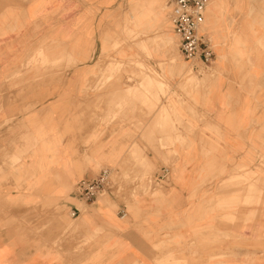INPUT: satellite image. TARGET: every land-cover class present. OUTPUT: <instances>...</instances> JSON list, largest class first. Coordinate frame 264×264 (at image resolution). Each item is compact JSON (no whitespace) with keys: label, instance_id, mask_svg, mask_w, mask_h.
<instances>
[{"label":"crops","instance_id":"crops-1","mask_svg":"<svg viewBox=\"0 0 264 264\" xmlns=\"http://www.w3.org/2000/svg\"><path fill=\"white\" fill-rule=\"evenodd\" d=\"M89 1L0 0V264H264V180L250 192L229 181L264 158V29L210 0L198 34L213 32L217 45L210 41L211 70L188 96L178 86L190 62L171 64L166 50L156 56L181 100L174 109L193 120L163 127L173 141L166 166L149 148L153 121L139 105L109 126L96 123L101 109L81 117L98 76L100 18L116 3ZM60 59L77 64L25 65ZM98 166L119 177L154 171L151 188L128 204L111 196L81 203L76 187ZM55 204L63 213H52Z\"/></svg>","mask_w":264,"mask_h":264},{"label":"rangeland","instance_id":"rangeland-1","mask_svg":"<svg viewBox=\"0 0 264 264\" xmlns=\"http://www.w3.org/2000/svg\"><path fill=\"white\" fill-rule=\"evenodd\" d=\"M93 2L94 0L87 2V4H92ZM209 5L210 0H207L205 11H207ZM114 6L115 8L112 12L104 11L100 18L101 25L98 29L99 45L97 58L94 63V68L98 76L92 78L93 83L89 88L91 91L90 94H83V101H86L89 106L87 113L82 114L81 117H85L86 119L94 118L95 111L101 109L105 111L103 112V118L102 120H97L96 123L109 126L113 120H123L126 118L127 111L130 114L135 112L136 106L139 105L140 110L143 109L145 113L144 116L150 117L151 121H153L152 131L155 135L149 143V148L158 159L162 160L164 165L168 166L170 163L169 157L172 154L170 147L173 141L163 138V127L168 123L173 126L174 122L180 126L183 121H187L188 124H193V120L187 119V116L183 112L179 113L180 111L176 112L174 109L177 105L180 106L181 100L179 99L177 104L174 101V94L170 93L171 88L166 81L167 79L164 77L165 63L154 61L157 58L156 56L165 53L164 50L170 54L171 64L176 60L182 61L177 51L176 40L168 20L169 10L167 8V0H116ZM220 8L224 14H228L233 18L237 16L239 21L243 19L255 23L259 22L261 28L264 29V0H223ZM156 9L161 11L163 20L157 25L150 27L151 17ZM129 15H132L139 25L143 24L141 26L143 27L144 34H142L141 41L138 38H134L135 36L137 37L136 33H134L135 36H132L133 32H129L126 29L132 23ZM207 25L208 19H206L203 27L206 29ZM232 28L233 25L231 23L228 31H231L233 36H236ZM203 33L215 47L217 45L215 34L209 31ZM231 33H229V39L226 45H229L231 40L234 39V37H231ZM259 45L264 46V44L262 45L260 43ZM99 48H101L100 53H98ZM54 52L60 54L62 47L55 45ZM63 64L74 65L77 63L63 62L61 59L53 62L27 61L25 63L29 67L39 65L44 69H62ZM211 64L204 66L199 63H186L187 70L190 69L192 73L190 72V75L185 73L180 84L182 87L178 86L182 90L183 95H189L190 91L197 86V76L200 73L204 74L205 70L210 71ZM189 76L194 77L191 80ZM161 100H166L165 109L168 112L164 110L163 105L161 109ZM111 108H114L113 114L111 113ZM157 138L162 139L158 141ZM136 148V146L133 147L130 155L138 159ZM162 148H167L165 157L159 156V150ZM16 162L17 159H8L7 164L13 165ZM142 163H135L134 165L143 168L148 167ZM245 164L247 166L244 165L245 168L242 170L244 173L240 176L234 175L229 181L247 183L250 186L247 192H250L253 181L257 182L260 178L264 180V158L257 159V164H255L257 169L253 172L248 167L249 165H253V163L247 162ZM103 168L105 166H98L97 170L99 171ZM125 171L122 170L120 177L117 174H113L114 186L112 187L111 197L120 199L128 204L136 194L150 190L154 171L150 173L143 172L140 175H135V177L132 174L128 175L127 171ZM104 199L109 201L107 198ZM52 213L54 215L61 214L63 213V208L55 204L52 207ZM168 261L173 262L174 260L168 258ZM175 261L176 264L180 262L179 260ZM158 262L161 263L160 261Z\"/></svg>","mask_w":264,"mask_h":264},{"label":"built area","instance_id":"built-area-1","mask_svg":"<svg viewBox=\"0 0 264 264\" xmlns=\"http://www.w3.org/2000/svg\"><path fill=\"white\" fill-rule=\"evenodd\" d=\"M207 0H167L169 10L168 20L173 35L177 39L180 57L191 64L199 63L207 66L213 58L210 40L198 34L203 23ZM164 175L166 171L163 170ZM113 174L108 169H102L93 179L81 181L76 187V198L85 204H91L96 199L112 195ZM79 211L74 209L71 216ZM124 207L120 216H125Z\"/></svg>","mask_w":264,"mask_h":264},{"label":"bare ground","instance_id":"bare-ground-1","mask_svg":"<svg viewBox=\"0 0 264 264\" xmlns=\"http://www.w3.org/2000/svg\"><path fill=\"white\" fill-rule=\"evenodd\" d=\"M163 20V15H162V13H161V11H158L157 9H156V11H155V13L154 14H152V17H151V23H150V27H153L154 25H157L160 21H162ZM131 21H132V26L131 27H128L127 26V28L126 29H128L129 30V32L130 31H132L133 32V35L132 36H135L134 35V33H136V35H137V37L135 36L134 38H138L140 41H141V39H142V34H144L143 33V27L141 26V25H143V24H138L136 21H135V19H134V17H131ZM191 72V70L190 69H188L187 71H186V73L187 74H189ZM192 73V72H191ZM195 73V72H194ZM193 73V74H194ZM190 75V74H189ZM192 76V75H191ZM190 77V76H189ZM194 77V76H193ZM193 77H190V79L192 80L193 79ZM158 79V78H157ZM190 81V80H189ZM158 82V81H157Z\"/></svg>","mask_w":264,"mask_h":264}]
</instances>
